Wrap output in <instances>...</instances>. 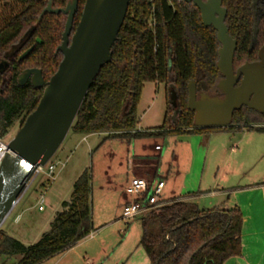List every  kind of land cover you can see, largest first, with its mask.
I'll list each match as a JSON object with an SVG mask.
<instances>
[{
  "label": "trees",
  "instance_id": "trees-1",
  "mask_svg": "<svg viewBox=\"0 0 264 264\" xmlns=\"http://www.w3.org/2000/svg\"><path fill=\"white\" fill-rule=\"evenodd\" d=\"M70 0H51L63 8ZM85 0H78L71 35ZM226 8L225 25L236 40L234 68L257 60L264 45V0H221ZM48 0H0V139L36 107L43 88L30 81L18 84L27 68L41 70L44 81L56 71L66 15L46 12ZM31 52L19 56L29 47ZM220 44L216 31L204 26L199 10L181 0H130L111 46V60L90 85L69 131L105 133V138L134 140L172 135L203 134L257 129L264 114L242 106L227 127L196 128L194 112L187 108L188 83L216 94L221 74L217 70ZM146 81L164 83L167 108L158 128L137 130L136 107ZM177 96L174 109L170 90ZM91 175L85 168L72 185L70 198L62 201L49 229L25 245L0 227V264H41L73 247L94 229L91 221ZM14 209V208H13ZM141 246L149 264H224L241 255L243 216L234 205L228 209H201L188 199H167L140 217Z\"/></svg>",
  "mask_w": 264,
  "mask_h": 264
},
{
  "label": "rangeland",
  "instance_id": "rangeland-1",
  "mask_svg": "<svg viewBox=\"0 0 264 264\" xmlns=\"http://www.w3.org/2000/svg\"><path fill=\"white\" fill-rule=\"evenodd\" d=\"M166 108L165 84L146 81L136 107V129L153 130L161 126ZM257 125L263 127L264 120ZM17 130L18 123L2 139L7 143ZM141 144L144 149H140ZM154 145L161 146L162 151L152 150ZM134 146L138 148L134 150ZM173 151L177 161L172 159ZM110 153L117 155L112 163ZM140 153L157 162L158 176L166 181L165 193L172 190L185 197L193 194L197 196L200 208L236 205L244 217L245 202L252 199L256 224L259 231L262 230L260 197L264 190L254 188V184H264V130L259 128L129 141L105 138V135L97 133L84 135L68 131L48 161L57 163L55 178L46 176L47 165L43 171L35 172L17 206L2 223V230L25 245L35 243L49 229L62 201L70 198L76 177L87 168L91 175L90 204L94 230L72 248L41 264H141L146 256L138 246L140 220L121 218L123 190L120 184L123 180L114 183L111 178L108 183L104 175L107 165L115 168L118 161L123 162L126 156ZM40 193L44 199L43 210H38L36 203ZM16 214H20L18 222L14 221ZM243 227L244 222L242 236ZM14 260L11 258L7 264Z\"/></svg>",
  "mask_w": 264,
  "mask_h": 264
},
{
  "label": "water",
  "instance_id": "water-1",
  "mask_svg": "<svg viewBox=\"0 0 264 264\" xmlns=\"http://www.w3.org/2000/svg\"><path fill=\"white\" fill-rule=\"evenodd\" d=\"M129 1L85 0L72 35L78 0L68 1L63 8H53L48 0L39 14L37 22L46 12L66 15L61 43L57 47L62 58L46 82L38 68H27L18 76L19 85L29 80L34 88H43V92L35 109L7 142V151L0 160V227L26 190L36 169L44 166L60 147L95 76L111 60V46L123 23ZM181 1L192 3L199 10L202 25L211 26L216 31L220 44L216 67L222 76L217 83L222 96L205 92L197 94L194 81H189L187 86V108L194 112V127H227L233 112L242 106L264 114V45L258 49L256 61L246 62L234 70L237 43L228 34L224 22L226 8L222 1ZM32 48L26 49L19 59H24ZM169 101L176 109L177 96L172 89ZM259 129L263 131L264 126Z\"/></svg>",
  "mask_w": 264,
  "mask_h": 264
},
{
  "label": "crops",
  "instance_id": "crops-1",
  "mask_svg": "<svg viewBox=\"0 0 264 264\" xmlns=\"http://www.w3.org/2000/svg\"><path fill=\"white\" fill-rule=\"evenodd\" d=\"M212 133H209V135ZM97 134H103L106 136L105 133H97ZM84 135H89V134H84ZM83 139H85V138H83ZM139 147H140V149H142V148L144 149L145 146L143 144H141ZM136 148H138V147L137 146L133 147L134 150ZM152 150H154V146L152 147ZM161 151H162V147H161V150H159L158 152H161ZM109 155H110L109 160L111 163L117 159L116 154L110 153ZM158 156H160V154H158ZM172 159L174 161L178 160L174 151L172 152ZM156 164H157L156 161H153L152 159L144 156V154L140 153V154H136V155L135 154L130 155V157L126 156L125 159H123V162L118 161L117 166L115 168L107 165L106 170L104 171V175H105L108 183H110L111 178L114 180V183H117L116 180H120V179L123 180L122 181L123 184H120V186L122 187V190H123L122 202L120 203V209L122 208V205L125 201L124 189H125L127 182L131 176H139V177H147V178L153 177V178L163 179L160 176H158V164L157 165ZM254 188L256 190H262L263 191L264 190V184L263 185L262 184H254ZM165 189H166V183H165V187H164L163 191ZM167 193L172 194V196L168 197ZM164 194L167 197V199H173V198L174 199H178V198L179 199H188V200H193L197 203V200H196L197 196L194 197L193 194L190 196H187V197L179 196V195H176L174 192H172V190L167 191L166 193L164 192ZM261 195H262L260 197L261 208H262L261 216L263 219L262 230L259 231L257 224H256V217H255L256 210L254 208L253 200L251 199V200L246 201L245 202L246 209L243 211V215H244V217H243V222H244L243 230H244V232L243 233H244V236L241 235V255L228 259L227 261H225L224 264H264V194H261ZM18 202H19V200H18ZM18 202L16 203L15 206H17ZM197 205H198V203H197ZM15 206H14V208H15ZM212 208L228 209L230 207L223 208V207L214 206L211 208H201V209H212ZM16 215H19V219H20V214H16ZM142 215H143V213L138 215L136 218L140 219V217ZM19 219L15 222H18ZM141 264H149L147 256L145 258L143 257Z\"/></svg>",
  "mask_w": 264,
  "mask_h": 264
},
{
  "label": "built area",
  "instance_id": "built-area-1",
  "mask_svg": "<svg viewBox=\"0 0 264 264\" xmlns=\"http://www.w3.org/2000/svg\"><path fill=\"white\" fill-rule=\"evenodd\" d=\"M6 144L3 139H0V160L6 152ZM154 150H161V146L154 145ZM46 165V176L54 179V171L57 163L47 162L44 166L38 167L35 172L39 173L43 171ZM164 187L165 181L163 179L131 176L124 189L125 201L121 208V218L127 220L134 219L151 207L164 203L167 200L163 191ZM43 202V195L40 193L36 199L38 210L43 209ZM18 219L19 215H16L14 221Z\"/></svg>",
  "mask_w": 264,
  "mask_h": 264
},
{
  "label": "flooded vegetation",
  "instance_id": "flooded-vegetation-1",
  "mask_svg": "<svg viewBox=\"0 0 264 264\" xmlns=\"http://www.w3.org/2000/svg\"><path fill=\"white\" fill-rule=\"evenodd\" d=\"M258 52V51H257ZM254 61H256V60H254ZM250 62H253V61H250ZM246 63V62H245ZM244 64V63H243ZM242 65V64H241ZM240 66V65H239ZM239 66H237V67H235L234 68V65H233V69L234 70H236ZM222 78V77H221ZM240 79H241V77H240ZM27 81H29V80H27ZM26 81V82H27ZM240 81V80H239ZM239 81L237 82V84L236 85H238L239 84ZM196 91H197V94L198 93H201V92H205L204 90H203V88H201L200 86L199 87H197V89H196ZM205 93H207V92H205ZM208 94V93H207ZM209 95H217V96H222V94H221V92L220 91H218L216 94H209Z\"/></svg>",
  "mask_w": 264,
  "mask_h": 264
},
{
  "label": "bare ground",
  "instance_id": "bare-ground-1",
  "mask_svg": "<svg viewBox=\"0 0 264 264\" xmlns=\"http://www.w3.org/2000/svg\"><path fill=\"white\" fill-rule=\"evenodd\" d=\"M6 151H7V146H6Z\"/></svg>",
  "mask_w": 264,
  "mask_h": 264
}]
</instances>
